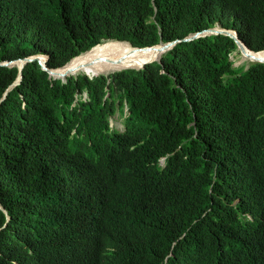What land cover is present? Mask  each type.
I'll return each instance as SVG.
<instances>
[{
  "label": "trees",
  "instance_id": "16d2710c",
  "mask_svg": "<svg viewBox=\"0 0 264 264\" xmlns=\"http://www.w3.org/2000/svg\"><path fill=\"white\" fill-rule=\"evenodd\" d=\"M216 26L264 51V0H0V61L42 53L57 69L98 44L145 48ZM236 51L211 35L66 84L31 62L3 101L19 69L0 66V163L14 190L0 202L10 215L48 207L60 225L80 197L120 224L152 214L158 228L136 231L140 254L125 264H264V64L234 67ZM117 114L123 132L110 128ZM26 245L1 230L0 264H71Z\"/></svg>",
  "mask_w": 264,
  "mask_h": 264
},
{
  "label": "clouds",
  "instance_id": "9594fccd",
  "mask_svg": "<svg viewBox=\"0 0 264 264\" xmlns=\"http://www.w3.org/2000/svg\"><path fill=\"white\" fill-rule=\"evenodd\" d=\"M214 28H221V27L217 26ZM230 31H234V30H230ZM218 35H222V34H218ZM207 36H211V35H207ZM108 41H116V40H108ZM118 42H124V41H118ZM126 43L130 44L129 42ZM98 45L92 47L89 51L84 52L81 55L90 52ZM133 48H138V47L133 46ZM36 56L45 57L48 66L49 56L47 54H42V53L25 58H20L17 60L0 61V66L2 67H17L19 69V75L17 79L6 91L1 101L5 100L8 93L13 88L19 86L21 84V80H23L22 72L27 63L24 65L22 70H20V67L22 66V62H21V66H16L14 64L26 58H32ZM79 56L73 58L69 63H67L65 66L61 68L51 69L49 66L48 67L51 70H58V69L62 70V68H65L67 65L72 63ZM32 62H38V61H32ZM251 63H255V62H251ZM20 74H22L21 80H19ZM80 75H85V74L83 73H80L78 75L70 74L64 80H61L59 78L57 79L52 78V76L50 77V75L49 77L52 78L51 80H60L63 84H66L68 82L67 79H69L70 77H78ZM87 77L90 78L89 76ZM95 77H92L90 79H94ZM88 98H89L88 94L85 92L83 94L82 100L87 101ZM111 119L109 123L110 128L112 130H118L123 132L124 128L123 129L112 128ZM9 170H10L9 165L5 163H0V192L2 193L8 192L10 193V195H12L14 190L10 188L11 187L10 184H13V181L9 176ZM12 199L15 198L11 196L7 201H10ZM47 208L48 207H43L38 204L20 202V208L18 209V211L13 212V214L10 215L8 210L0 202V211H2L6 217L5 223L0 228V231L1 230L4 231L5 234L10 235L11 240H14L17 243H20L21 245L25 246L26 248L22 249L21 252L27 251V248L30 247L29 245H26V243H30L31 246L34 247V249L37 251L39 259L54 258L56 260L65 261L71 264H90V263L125 264L131 258L140 254L136 249V246H134L136 240L135 237L136 231L140 229L143 232L142 234H146L147 229H149L150 231H154L156 228H158L157 223L152 217V214H147L143 212L140 215L142 216V218H137L135 225L120 224L117 216L118 210L105 212L98 206L97 203L87 201L82 197L76 200V202L74 203V211L70 214L67 221L63 225L48 220ZM11 248H12L11 245H8V249ZM170 256L166 257L164 261L165 264L168 262ZM185 264H215V263H213L211 259L202 256L201 254H196L190 259L189 262Z\"/></svg>",
  "mask_w": 264,
  "mask_h": 264
},
{
  "label": "bare ground",
  "instance_id": "6f19581e",
  "mask_svg": "<svg viewBox=\"0 0 264 264\" xmlns=\"http://www.w3.org/2000/svg\"><path fill=\"white\" fill-rule=\"evenodd\" d=\"M155 55L153 50L137 51L125 42L98 45L90 52L76 58L61 71H55V76H52V78L57 79L60 72H66L68 70H71L74 75L83 73L91 78L99 76L96 74L111 75L128 68H140L144 62L154 59ZM242 56L243 61H251L246 54ZM256 56L258 58H264V53ZM19 65L21 66V63Z\"/></svg>",
  "mask_w": 264,
  "mask_h": 264
},
{
  "label": "water",
  "instance_id": "95a60500",
  "mask_svg": "<svg viewBox=\"0 0 264 264\" xmlns=\"http://www.w3.org/2000/svg\"><path fill=\"white\" fill-rule=\"evenodd\" d=\"M218 35V34H224L226 36L231 37L232 39H234V41L237 44L238 50L240 51V53L246 54L251 61L250 62H255V63H263L264 64V58H258L256 55L264 53V51L262 52H254L252 50H250L239 38L238 34L236 31H230V30H225V29H221V28H209L206 30H203L201 32H197L196 34L189 36L187 38H184L182 40H176L173 42H168V43H163L160 42V44L156 45V46H152V47H145V48H133L132 49H136L137 51H151L153 50L155 55V58L149 61L144 62L143 65H141L140 68H136V69H143L146 65L151 64L155 61L160 62L161 57L163 54H165L166 52H168L169 50H171L172 48H174L176 46V44L180 43V42H190L193 40H196L200 37H204L207 35ZM32 61H38L39 64L42 66V69L47 71L51 76H55L54 72L55 71H61V69L58 70H51L48 66H47V60L45 57L42 56H36V57H32V58H26L24 60H21L20 62H22V66L20 67V70L23 69L24 65L28 62H32ZM63 69V68H62ZM131 69H135V68H131ZM126 70V69H125ZM70 74H74L73 72H71V70H68L66 72H60L58 74V78L61 80L66 79ZM22 79V74H20L19 80ZM18 80V81H19Z\"/></svg>",
  "mask_w": 264,
  "mask_h": 264
},
{
  "label": "rangeland",
  "instance_id": "374dc122",
  "mask_svg": "<svg viewBox=\"0 0 264 264\" xmlns=\"http://www.w3.org/2000/svg\"><path fill=\"white\" fill-rule=\"evenodd\" d=\"M217 27V26H216ZM231 59L233 60L234 62V67H241V66H246V67H249L250 63L251 62H248V61H243V56L242 54L239 52V51H236ZM21 63V62H20ZM19 62L14 65H18L20 66ZM111 126L112 128H117V129H123L124 128V123H123V118H121L119 116V114L115 115L112 119H111Z\"/></svg>",
  "mask_w": 264,
  "mask_h": 264
}]
</instances>
